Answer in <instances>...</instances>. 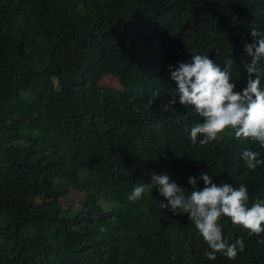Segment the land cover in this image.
I'll use <instances>...</instances> for the list:
<instances>
[{
  "label": "trees",
  "instance_id": "trees-1",
  "mask_svg": "<svg viewBox=\"0 0 264 264\" xmlns=\"http://www.w3.org/2000/svg\"><path fill=\"white\" fill-rule=\"evenodd\" d=\"M233 2L0 0V264H264V234L224 218L245 248L208 260L188 215L160 207L158 187L128 199L153 173L187 193L189 176L208 172L246 185L249 206L264 201V165L253 171L240 156L252 148L264 159V149L231 131L194 146L174 117L185 108H165L170 64L229 46L217 17ZM107 74L148 89L99 86ZM72 189L85 193L78 208L62 202Z\"/></svg>",
  "mask_w": 264,
  "mask_h": 264
},
{
  "label": "clouds",
  "instance_id": "clouds-1",
  "mask_svg": "<svg viewBox=\"0 0 264 264\" xmlns=\"http://www.w3.org/2000/svg\"><path fill=\"white\" fill-rule=\"evenodd\" d=\"M256 1L246 0L240 5L235 0L218 14L219 29L224 35L223 40L228 39V47L218 44L212 51L201 50V54L192 55L190 60L182 56L168 67L173 89L165 108L169 109L177 102L185 108L174 117L179 128L186 129L194 146L208 145L231 131L237 139L264 149V6L261 12L250 15L252 3ZM237 15L238 21L233 19ZM240 28L245 29L244 34L236 31ZM119 81L122 89L105 88L138 91L127 89L129 86ZM240 156L253 171L264 165L261 153L252 148H245ZM171 177L166 172L153 173L151 182L134 186L128 199L136 201L142 198L148 186L158 187L160 196L167 201H160V207L175 215H188L198 236L207 245L205 257L208 260H216L217 254L233 260L245 248L243 237L233 242L230 235L224 234L223 223H219L224 218H230L232 227H241L248 236L264 234V201L258 197L249 206L246 185L217 184L213 182V176L202 172L199 177L189 176L188 184L192 187L186 193L184 187ZM200 180L204 183L203 188L197 187Z\"/></svg>",
  "mask_w": 264,
  "mask_h": 264
},
{
  "label": "rangeland",
  "instance_id": "rangeland-1",
  "mask_svg": "<svg viewBox=\"0 0 264 264\" xmlns=\"http://www.w3.org/2000/svg\"><path fill=\"white\" fill-rule=\"evenodd\" d=\"M99 84L104 87H113L118 89L123 88L119 79L113 75H103L101 77ZM127 89L141 91L146 88L138 86V87H127ZM84 197H85V193H81L76 191L75 189H72L71 193L68 196L62 198V202L63 205H72L75 208H78L82 204ZM100 202L101 204H103V207L107 209H109V207H112L116 204L119 205V203H116L113 200H108V202H106L103 199H101Z\"/></svg>",
  "mask_w": 264,
  "mask_h": 264
}]
</instances>
